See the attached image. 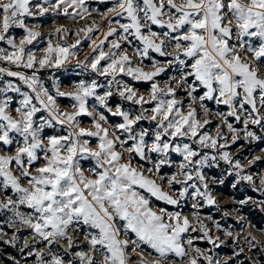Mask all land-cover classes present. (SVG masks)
Returning a JSON list of instances; mask_svg holds the SVG:
<instances>
[{"label": "snow or ice", "instance_id": "1", "mask_svg": "<svg viewBox=\"0 0 264 264\" xmlns=\"http://www.w3.org/2000/svg\"><path fill=\"white\" fill-rule=\"evenodd\" d=\"M253 126L264 132V0H0V264H244L243 246L218 257L213 228L264 254L251 222L234 237L200 214L218 206L204 170L221 161L234 188L264 193L229 150L264 140Z\"/></svg>", "mask_w": 264, "mask_h": 264}, {"label": "rangeland", "instance_id": "2", "mask_svg": "<svg viewBox=\"0 0 264 264\" xmlns=\"http://www.w3.org/2000/svg\"><path fill=\"white\" fill-rule=\"evenodd\" d=\"M93 6H96V5H93ZM107 7H108V5H99V8L101 11L106 10ZM93 18L97 21V23H102L99 16H95ZM93 18H90V20ZM58 23L70 28L74 32L76 30V28L82 26L84 22L82 21L80 24H73L70 21H67V20H64L63 18H61L58 21ZM53 30L54 29L52 27L51 22H48L41 29V31L45 35L49 31H53ZM97 35H99V34L97 33ZM74 39H75V37H72V41H74ZM72 41H70V42H72ZM87 43L88 42H85L84 51L81 54L80 59H83L84 55L88 54L90 52V49L87 48ZM129 52L131 54V49H129ZM50 71H54V70H50ZM49 74H50L49 72L43 73V78L46 82V86H49L51 84V81L47 79ZM59 75H60V79H61L63 85H65L66 81L69 82V77L62 75V74H59ZM72 79H78V78L72 77ZM162 79H167V76L163 77ZM62 90L70 91L72 89L70 87H62ZM10 95L15 96L16 94H10ZM58 102L61 104L62 110H65V111L69 110L67 107V105L70 103L69 100H67L66 98H59ZM15 106H17V105H14V107ZM208 106L211 109H213V111L216 110V106L214 104L209 103ZM222 107H224V106H222ZM224 110H226V107L224 108ZM12 114L15 116L14 112ZM211 119H212L213 125L218 123V120L214 116L211 117ZM213 125L209 126V130H212ZM237 127H240V126L237 125ZM251 130L256 131L258 135H264V132H262L258 127L253 126ZM212 134H214V130L212 131ZM238 143H243V144L239 145ZM238 143L235 145H232L231 148L229 149L232 152L233 158L234 159H240L242 164L246 165L245 172L256 174L255 178L258 179V175H264V159H262L261 161H257L255 164H253L251 166H248L247 162L245 160V157H247L248 159H254L255 156L264 157V151H261V149H264V140L256 141V142H252V143H246L243 140V138H241L238 141ZM241 145H243V147H241ZM173 159L176 161H179L180 158L173 156ZM220 164H221V167L223 168L221 170H223L224 172L226 171L228 174L229 166L224 164L222 161L220 162ZM220 164H219V167H213V168H208V169L204 170L207 177H208L209 188L212 191L214 197L217 199L218 206H210V207L204 206L201 208L200 214L202 217H211L213 220L219 221L223 228L232 230L233 236L235 237L236 236V230L240 227V224L241 223H247L248 221H247V219H245L244 221L239 220V217L244 216V215L241 213L240 208L237 207V204H238L237 201L238 200H234V199L230 198L229 196L224 195L222 190H221L223 184L220 182L221 180L219 179V169L221 168ZM165 169L169 170V173H166V174H170L171 172H173L175 170V165L172 168H165ZM215 169H218V170H215ZM221 170H220V174L222 173V175H224ZM231 176H232V178H231ZM212 178H215L217 182H212ZM230 179L235 182L237 178L234 175H230ZM242 183L245 184L246 187L249 188V190L256 195V197H251V200H254V201L264 200V193H261L258 191H253L252 187L249 184H247V182H242ZM178 187L179 186H177V188ZM247 198L248 197H246L245 199H247ZM191 202L192 201L189 199L187 205L184 207L183 211L185 214H188L189 212L193 211L190 208ZM249 203L253 204L251 201H249ZM205 211H208L210 214L204 213ZM225 211H227L229 213L228 216L224 215ZM212 213H217V216H215V217L212 216L213 215ZM262 213H264V212H262ZM228 218L233 219L235 221V224L230 223L227 220ZM221 222H227V225L226 224L223 225ZM204 223H206L210 228H213L211 220L205 219ZM262 229H264V226H262ZM248 231L252 232L253 235L256 236L257 240L264 242V235H262L261 232H259L257 228H255V227L249 228ZM193 235H196V233H193ZM213 235L220 236L221 240L224 242V244H222V246L220 248L215 250L218 257H220L222 260L225 258L231 257L233 255L234 250L238 249L241 246L245 247V252L240 257H237L236 260H243L245 262V261H248L246 257H248V256L253 257L252 252H248L246 245L243 244V239H244L243 236L240 237V244L233 246V241L231 238L225 236L222 232L216 231L214 228H213ZM197 242H201V241H197ZM201 243L206 244V242H201ZM197 246H199V245L197 244ZM206 247H211V245L206 244ZM224 249H228V252L224 251ZM263 256H264V254H263ZM230 264H235V261H230Z\"/></svg>", "mask_w": 264, "mask_h": 264}, {"label": "trees", "instance_id": "3", "mask_svg": "<svg viewBox=\"0 0 264 264\" xmlns=\"http://www.w3.org/2000/svg\"><path fill=\"white\" fill-rule=\"evenodd\" d=\"M69 82H65V85H67ZM243 144V143H238ZM238 145V146H239ZM221 167V164H220ZM223 169L222 167L219 169V179L222 181L221 183L222 185V192L224 195L229 196L230 198L234 199V200H244L246 197H256V195L251 192L249 190V188L246 187L245 184H243L242 182L237 184V186L234 188L232 185L236 182H234L233 180L230 179V175L227 174V172L221 170ZM218 170V169H215ZM220 170L223 172L224 175H222V173L220 174ZM162 171H164L165 173H169L168 169H162ZM232 178V176H231ZM237 207L240 208L241 213L246 217L248 222H251V224L255 225V228L257 229H262V226H264V213L261 212V210L256 207L254 204H246V205H239L237 204ZM203 212V211H202ZM204 213H209L208 211H205ZM210 214V213H209ZM212 216H217V213H212ZM230 223L235 224V221L233 219L228 218L227 219ZM223 225H227V222H221ZM201 248H206V244L205 243H201V242H196ZM5 252L7 253H11L13 255H15V250L10 249V248H5L4 249ZM224 251L228 252V249H224ZM253 257H259L260 259V264H264V256L263 254L260 253L259 249H254L253 252ZM6 259V258H5ZM244 264H249L248 261H245Z\"/></svg>", "mask_w": 264, "mask_h": 264}]
</instances>
